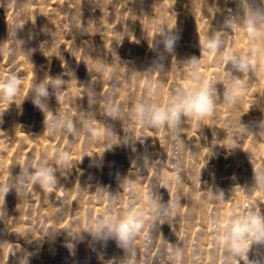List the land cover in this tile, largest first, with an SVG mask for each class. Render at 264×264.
<instances>
[{
	"label": "rangeland",
	"instance_id": "1",
	"mask_svg": "<svg viewBox=\"0 0 264 264\" xmlns=\"http://www.w3.org/2000/svg\"><path fill=\"white\" fill-rule=\"evenodd\" d=\"M194 75L211 110L154 121ZM8 80L0 264H264V241H222L264 216V0H0Z\"/></svg>",
	"mask_w": 264,
	"mask_h": 264
},
{
	"label": "clouds",
	"instance_id": "2",
	"mask_svg": "<svg viewBox=\"0 0 264 264\" xmlns=\"http://www.w3.org/2000/svg\"><path fill=\"white\" fill-rule=\"evenodd\" d=\"M168 43L171 46L172 42L169 41ZM207 47L215 50L216 44L214 42L208 43ZM226 59H231V57L227 56ZM199 81L200 77L194 75L192 83L185 86L184 93L176 99L171 110L161 111L156 109L152 113L153 120L162 123L169 117L175 118L180 112L196 116H202L209 112L211 101L208 98V86L201 84ZM17 84L18 82L15 80L0 82V93L10 99L17 92ZM39 93L41 96L47 94L44 87L39 89ZM38 179L47 185L54 183L52 176L48 173H40ZM6 192V188L0 191V198ZM140 227L141 224L137 220L136 213L130 212L119 222L115 231L119 239L125 240ZM250 240L264 241V216L259 212L248 211L241 215L232 222L228 234L222 237V241L230 245L233 252H240L248 248Z\"/></svg>",
	"mask_w": 264,
	"mask_h": 264
},
{
	"label": "bare ground",
	"instance_id": "3",
	"mask_svg": "<svg viewBox=\"0 0 264 264\" xmlns=\"http://www.w3.org/2000/svg\"><path fill=\"white\" fill-rule=\"evenodd\" d=\"M204 7H205V6H204ZM217 12L220 13L219 10H217ZM218 15H219V14H218ZM234 20H235V19H234ZM207 22H208V20H207ZM233 22H235V21H233ZM207 26H208V24H207ZM205 27H206V25H205ZM205 27H204V28L201 27L202 30L205 29ZM219 29H220V28L217 29L218 32L222 31L223 27H222V29H220V31H219ZM227 29H228V28H226V31H227ZM202 30H201V31H202ZM207 30H208V29H207ZM223 30H224V29H223ZM204 31L206 32V30H204ZM232 31H234V30H232ZM205 32H204V33H205ZM215 32H216V35H217L218 32H217L216 30H215ZM215 32H213V33H215ZM204 33H202V34H204ZM207 33H209V32H207ZM199 34H200V33H198V35H199ZM205 34H206V33H205ZM198 35H197V37H198ZM246 35H247V34H246ZM194 36H195V34H194ZM202 36H203V35H202ZM192 37H193V36H192ZM197 37H196V38H197ZM203 37H204V36H203ZM203 37H202V38H203ZM199 38H201V37L199 36ZM233 38H235V37H233ZM205 39H206V38H205ZM210 39H211V38H210ZM231 40H232V39H231ZM205 41H206V40H205ZM208 41H209V40H208ZM207 67H209V66H207ZM194 68H197V66H195ZM199 68H200V67H199ZM204 68H205V67H204ZM200 69H202V68H200ZM205 69H206V68H205ZM195 71H197V70H195ZM204 71H205V70H204ZM207 71H208V70H207ZM195 73H196V72H195ZM197 73H199V72L197 71ZM201 73H203V72H201ZM251 108H253V107H251ZM10 120H11V119H9L7 122L10 123V122H9ZM11 122H12V121H11ZM6 124H7V123H6ZM14 124H15V123H14ZM14 124H9V125H11L10 127L12 128V125L14 126ZM210 125H211V124H210ZM6 126H8V125H6ZM8 127H9V126H8ZM14 129H15V128H14ZM5 130H7V129H5ZM8 130H10V129H8ZM8 130H7V131H8ZM12 130H13V129H12ZM18 130H19V128L17 129V132H18ZM7 131H5V132L3 131L4 133H3L2 131H0V132H1L0 134H1V135L3 134V135L5 136V133H7ZM10 131H11V130H10ZM15 131H16V130H15ZM15 131H13L14 133H13V132H12V133L15 134ZM17 132H16V133H17ZM21 132H22V131H20L19 133H21ZM8 133H9V132H8ZM184 133H185V132H184ZM13 134H11L10 136L12 137ZM16 135H17V134H16ZM7 136H9V135H7ZM17 136H18V135H17ZM23 136H24V135H23ZM181 136H182V135H181ZM1 137H2V136H1ZM5 137H6V136H5ZM5 137H4V138H5ZM13 137H14V136H13ZM183 137H184V134H183ZM192 137H193V136H191V138H192ZM8 138H9V137H7V139H8ZM16 138H17V137H16ZM24 138L26 139L27 136L25 135V136L23 137V139H24ZM188 138H189V137H188ZM188 138H187V139H188ZM10 139H11V141H12L14 138H13V139L10 138ZM179 139H180V138H179ZM181 139H182V138H181ZM193 139H195V138L193 137ZM2 140L4 141L3 138H2ZM5 140H6V139H5ZM14 140L17 141V139H14ZM182 140H183V139H182ZM189 140H190V138H189ZM191 140H192V139H191ZM191 140H190V141H191ZM257 140H258L259 144L256 145L255 148H253V147H248V152H249V154H250L251 156H254V157H256V158H263V156H264V138H259V137H257ZM8 141H10V140H8ZM179 141H180V140H179ZM195 141H196V140H195ZM1 142H2V141H0V143H1ZM6 143H7V142H6ZM6 143H5V144H6ZM182 143H183V142H182ZM2 144H4V143H2ZM2 144L0 145V147L2 146ZM5 144L3 145V147H6ZM177 144H178V141H177ZM190 146H191V145H190ZM192 147H193V146H191V148H192ZM179 149H180V148H179ZM194 151H195V150H194ZM194 151H193V152H194ZM155 153H156V151H155ZM178 153H179V152H178ZM179 154H180V153H179ZM194 154H195V153H194ZM156 155H159V153H158V154L156 153ZM177 155H178V154H177ZM175 156H176V155H175ZM179 156H180V155H179ZM159 157H160V156H159ZM179 158H180V157H179ZM246 165H247V164H246ZM178 168H179V167H178ZM247 168H248V167H247ZM176 169H177V168H176ZM200 170H201V169H200ZM202 170H203V167H202ZM202 170H201V171H202ZM166 172H167V171H166ZM166 172H165V173H166ZM169 172H171V171H169ZM180 172H181V171H180ZM165 173H164V175H165ZM175 173H176V172H175ZM203 173H204V172H203ZM171 174H172V172H171L169 175H171ZM179 174H180V173H179ZM248 174H249V173H248ZM37 175H38V174H37ZM175 175H176V174H175ZM249 175H250V174H249ZM256 175H257V174H256ZM166 176H168V172L166 173ZM180 176H181V174H180ZM178 177H179V175H178ZM178 177H177V178H178ZM235 177H236V176H235ZM251 177H252V176L250 175V178H251ZM37 178H38V176H37ZM180 179H181V177H180ZM180 179H179V180H180ZM204 179H205V178H204ZM251 179H252V178H251ZM179 180H178V181H179ZM205 180H206V179H205ZM176 183H177V181H176ZM179 183H180V182H179ZM204 183H205V182H204ZM177 184H178V183H177ZM179 186H180V185H179ZM204 186H205V185H204ZM202 187H203V186H202ZM199 188H201V187H199ZM203 188H204V187H203ZM247 188H248V187H247ZM247 188H246V189H247ZM235 189H237V188H235ZM184 190H185V189H184ZM190 190H191V189H190ZM191 191H192V190H191ZM202 191H204V190H202ZM190 193H191V192H190ZM188 194H189V193H188ZM190 195H191V194H190ZM244 195H245V193H244ZM204 196H205V195H204ZM188 197H189V196H187V198H188ZM201 197H202V196H201ZM201 197H199L200 200L202 199ZM203 198H204V197H203ZM202 200H203V199H202ZM187 201H188V199H187ZM194 202H195V201H194ZM187 203H188V202H186V206H188ZM189 204H190V206L192 207V205H191V200H190V203H189ZM245 205H246V203H245ZM188 208H189V207H188ZM245 209H246V208H245ZM245 211H247V210H245ZM188 212H189V211H188ZM188 212H187V213H188ZM138 220H141V219H138ZM175 225H176V223H175ZM173 226H174V225H173ZM180 226H181V225H180ZM225 226H226V225H225ZM175 228H176V226H175ZM200 230H201V229H200ZM16 246H17V245H16ZM200 260H201V259H200Z\"/></svg>",
	"mask_w": 264,
	"mask_h": 264
}]
</instances>
